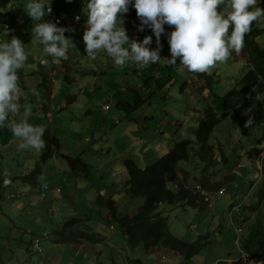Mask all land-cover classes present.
Returning a JSON list of instances; mask_svg holds the SVG:
<instances>
[{
  "label": "rangeland",
  "instance_id": "1",
  "mask_svg": "<svg viewBox=\"0 0 264 264\" xmlns=\"http://www.w3.org/2000/svg\"><path fill=\"white\" fill-rule=\"evenodd\" d=\"M61 1L69 2V0H43L45 5L51 4L58 10ZM260 1L262 0H257V3ZM28 2L29 0H0V41L12 38L13 34L8 36L5 29H1L7 24L10 30L18 32L14 35L25 44L28 59L33 53L39 52L50 60L43 50L30 49L35 22L24 10ZM83 2L86 0L69 2L73 3L75 8L71 16L77 14L81 18L80 22L87 17L82 7ZM219 10L223 11V6ZM135 12V8L130 7L129 12L123 17L124 27L130 39L142 42L146 37L145 31L138 30L139 24L135 20L133 27L130 26L131 20L137 17ZM130 14L134 15L128 17ZM15 16L21 17L22 20L14 21ZM85 22L84 20L82 23L78 22L77 26L80 27L74 29L75 33L66 36L74 45H70L64 58L54 63L58 68L57 77H53L52 72L47 76L49 82H56L54 91L57 100L63 101L64 96L72 97L71 103L63 110L59 108L58 113L53 114L51 121L45 117L39 123L47 128L50 123L58 122L57 128H53L54 124L51 127L52 136H56L59 140L67 157L83 158V161L89 165V177L93 182L90 187L91 195L96 191V187H99L102 196L105 191L111 190L112 193H117L121 190V184L127 178L123 165L126 160L135 161L141 168L147 167L165 157L179 142L193 141L194 131L211 101L208 91L200 92L206 80L211 83L214 93L225 94L247 73L250 63L243 50L239 54L233 52L227 63L212 69L211 75H205L208 76L207 79L204 76L200 78L201 74L188 72L182 66L170 68L168 63L162 66L163 68L150 70L138 68L131 63L123 68H117L113 60L105 54H100L95 59L89 58L82 37L78 33L75 38L73 37ZM259 22V27L264 29V19ZM23 35L29 41L28 46L27 40L24 42ZM162 39L168 43L167 37ZM155 42L156 37L154 44ZM259 42L264 45V34L259 37ZM165 52H170V46L166 50L163 49L160 54ZM49 65L50 63L47 66ZM60 68L63 70L61 71ZM63 71L67 73L69 80L73 81L72 84L64 80ZM158 80L163 87L158 88ZM258 93L259 90L256 88L248 97V108L256 106L258 96H262ZM144 101L146 103L139 107ZM136 102L137 107L134 106ZM122 104H132V109L127 112L121 107ZM103 105L109 108L108 112L102 111ZM32 115L37 118L29 123L38 125L36 121H40L39 113L32 112ZM220 117L221 122L213 132L209 143L213 148L211 161L205 162L198 158L194 152H198V147L194 145L190 160L179 165L189 188L199 189L204 193V185L207 183L208 195L207 193L204 195L210 208L200 211L189 207L161 205L159 209L167 219L173 236L190 244L203 239L198 243L201 247L204 246L198 256L188 259L185 255H177L163 249L146 251L142 247L130 246L128 240L116 227L109 228L105 222H102V216L106 213L101 212L97 205L94 207L88 204L85 198L84 202H82L83 198L79 200L83 203L81 215L90 216L91 227L97 235L103 237V242L99 246L84 247L77 252L72 246L54 242L50 245L55 249L50 251L44 245L46 241H43L42 252L36 253L32 248L34 236L28 235L25 240L19 236L18 228L22 229V225H27L23 215H18L17 211L11 210L9 206L11 203L19 202L17 193L14 192L13 194L16 195L12 197L10 192H4L0 196V211L2 210L4 214L0 220V264H130V261H139L142 264H223L239 260L241 252L236 245L235 229V226L240 227L239 216L234 215L237 222L235 225L231 220V212L233 207L243 205L246 197L250 207L258 202L257 194L264 182L262 158L250 159L248 152L257 146L256 139L261 136L263 129L255 128L244 134L232 114L223 113ZM6 136L14 150H4L5 146L0 143V170L7 168V171L23 174L28 173L29 168L35 170L38 167L48 173L50 178L51 173L60 175L57 171L67 170V167L61 170L62 165L57 160L58 156L52 155L53 157L47 162H43L42 151H18L19 141L9 130L4 129V134L0 133V139ZM6 152H9L8 156ZM179 177L184 179L182 174ZM29 179L30 177H27V180ZM75 179L79 183L84 180L80 177ZM51 188L60 190L62 180L59 185ZM80 192L79 188L77 194ZM86 193L81 192L82 197ZM34 195L35 193L32 192L27 199L38 201ZM96 196L97 193L95 199ZM51 197L52 194L49 193L46 202H49ZM114 200L121 215L133 214L143 203L141 198L132 199L125 193L114 196ZM64 204L65 207L58 206L60 214L67 211L66 205L70 202L66 200ZM252 209L253 207L249 208L250 211L244 214L247 215L245 217L247 229L264 215V205L259 211L252 212ZM7 216L15 220L18 228H13L14 222L8 220ZM52 228L53 226L50 225L49 229ZM246 228L245 236H247Z\"/></svg>",
  "mask_w": 264,
  "mask_h": 264
},
{
  "label": "clouds",
  "instance_id": "2",
  "mask_svg": "<svg viewBox=\"0 0 264 264\" xmlns=\"http://www.w3.org/2000/svg\"><path fill=\"white\" fill-rule=\"evenodd\" d=\"M85 3L84 11L87 15V22L86 30L83 33V42L87 56L95 59L98 55L105 54L113 60L117 68H123L129 63L138 68H147L157 64L162 60L160 55L163 50L161 36L166 35L171 58L163 59L169 66H175L179 60V64L191 73L211 75V70L227 63L233 52L239 54L242 51L245 37L250 34L253 23L264 19V8L257 6V0H86ZM221 6H223V11L219 10ZM46 7L48 13H51L53 8L51 5H45L43 0H29L24 10L35 22L32 28L31 43L42 45L43 53L51 57L52 62L55 63L64 58L70 45L74 44L65 35L69 29L58 27V22H41L44 21ZM130 7L135 8L137 17L141 21L138 30L143 32L147 27L154 33L157 44L155 50L150 48L153 42L152 36H146L142 42L130 39L123 19ZM54 11L56 12V10ZM75 19L78 22L81 18L77 16ZM165 25L174 28V30L166 33ZM5 33L8 34L6 26ZM25 48L23 41L16 36H12L7 41H0V130H9L19 141L18 151L41 152L48 147L47 141L44 139L47 128L45 125H34L28 122L27 118L32 115L30 105H23L21 112L23 90L20 86L19 72L27 66L28 54ZM40 63L47 66L49 61L41 59ZM33 93L37 94L35 90ZM103 112L105 111L103 110ZM17 116L23 118L17 122L13 119ZM253 122L249 115L244 127L250 128ZM8 176L9 173L5 171L3 179L5 187L12 182ZM207 192L208 190L205 189L204 193ZM122 193L128 195L125 191ZM204 193L202 195L207 202ZM247 199L248 197H246ZM246 200L243 205L233 207L231 212V220L235 225L237 222L234 215L239 216L240 227L235 226V229L236 245L240 239V246L237 245V247L241 252V258L223 264L237 262L264 264V261L252 260L243 249V241L246 238L245 228L247 227L245 218L247 215L244 216V209L248 206ZM100 207L102 208L103 205L101 204ZM116 208L118 211L117 203ZM104 212L106 216L102 222L107 223L108 214L105 210ZM134 213L128 214V216H133ZM85 217L90 218L88 215H79L72 216L68 220ZM90 223L92 224V220ZM239 230H242L240 235H238ZM246 230L248 229L246 228ZM98 237L103 238L101 235ZM44 239H49L47 234L33 241V252H42L41 242ZM37 240L39 241V250L35 251L34 243ZM89 246H82L79 250L72 247L78 252ZM155 250L162 249L155 248ZM163 250L181 255L171 249ZM242 253L248 257V263L242 260Z\"/></svg>",
  "mask_w": 264,
  "mask_h": 264
},
{
  "label": "trees",
  "instance_id": "3",
  "mask_svg": "<svg viewBox=\"0 0 264 264\" xmlns=\"http://www.w3.org/2000/svg\"><path fill=\"white\" fill-rule=\"evenodd\" d=\"M257 6L264 8V0L258 2ZM259 23V21L254 22L250 34L245 37L242 50L246 53L250 65L247 73L236 83L235 87L225 94L218 95L213 92L211 83L207 82L208 76H205L207 74H201L206 78L204 79L206 80L204 89L208 91L209 100L211 99V101L194 131V140L179 142L165 157L147 167L141 168L135 161L130 159L124 162L127 178L121 186L132 199L141 198L143 200L142 205L136 209L134 215H119L116 203L110 197L113 193L109 195L110 198L108 197V199L99 197L98 201L96 200V205L100 207L102 204V208L108 214L107 226L109 228L117 227L127 238L130 246L134 248L142 247L146 251L155 248L171 249L185 255L188 259H193L202 252L204 246L201 247L198 243L203 239L201 238L197 243L190 244L186 240L173 236L167 219L159 212V209L161 205L189 207L200 211L209 208L201 191L188 187L185 174L181 172L179 165L190 160L194 145L198 147V152L194 151L198 158L205 162L211 161L213 148L209 143L213 132L221 122L220 115L223 113L232 114L234 121L244 134L255 128L263 129L261 136L256 139L257 146L248 152V157L250 159L252 157L262 158V175L264 176V92H260L264 91V45L259 42V37L264 34V29L259 27ZM168 58L170 59L171 56L169 55ZM179 63V60H177V64L170 66V68L182 66ZM159 67L160 65L157 63L147 67V70ZM157 83L159 84L158 88L163 87L159 80ZM256 88L262 96H258L256 106L248 108V97ZM205 90L200 92H205ZM146 101L141 102L139 107ZM134 106L137 107L138 103L136 102ZM121 107L129 112L132 109V104H122ZM249 110L251 111L249 112ZM249 115L254 122L250 128H246L244 125ZM44 139L47 141L48 147L42 151L41 160L47 161L52 157L54 150L59 151L61 147L56 137L48 131H46ZM64 159L68 161L67 165L73 175L84 178L90 176V167L81 158L64 157ZM38 170L36 169L35 172ZM180 174L184 176V179L179 177ZM206 187L207 183L204 185L205 189ZM257 199L256 205L251 206L253 207L252 212L261 210L264 205V182L257 194ZM251 207L246 206L244 214L250 211L249 208ZM90 221L89 217L68 220L60 231L55 232L54 239L56 243L72 245L77 250L82 246L100 245L103 239L99 238L94 232ZM243 249L252 260L256 262L264 261V215L253 226L248 227L247 236L243 241ZM130 264L142 263L130 261ZM235 264L241 263L237 262Z\"/></svg>",
  "mask_w": 264,
  "mask_h": 264
},
{
  "label": "crops",
  "instance_id": "4",
  "mask_svg": "<svg viewBox=\"0 0 264 264\" xmlns=\"http://www.w3.org/2000/svg\"><path fill=\"white\" fill-rule=\"evenodd\" d=\"M59 7H60L59 10L57 8H54V7H52V8L55 9L56 12L58 11V13H63V15L67 19V25H65L64 28H67L69 30L65 33L66 36H69L70 34H74L75 30L73 31V29L79 28L80 26H77V25L79 23H82L83 20L87 22V17H85L86 19H83L82 22H80L81 21V19H80L79 23H77V24L73 23L74 18L77 15L76 14L74 17L71 16V13L72 12L74 13V11H75L73 3H69V2L64 3L63 1H61ZM134 14H136V12ZM134 14H130L128 17H130ZM13 19L16 22H20L22 20L21 17H19V16L18 17L15 16V17H13ZM133 20L137 21V23L140 26L141 21L138 19V17H135L134 19L131 20L130 26L133 27V25H132ZM86 22L84 23L85 25L82 26L81 30L76 32V35L73 36L74 38L77 36V33H78V35H80V37H82V39H83V33L86 30ZM5 26L7 27L8 33H10V34H7L8 36H11V34H13L12 36H15L14 34L18 33L16 31L10 30L9 29L10 26L7 24H4L3 27H1V29H5ZM139 26H137V27L139 28ZM173 30H174V28H170L167 25H165L166 33H170ZM21 31H23V30L21 29ZM144 31H145L146 36H152L153 42L150 45V48H153L155 50L157 48V44H156V42L154 44V39H155L154 33L152 32L151 29H149L147 27L145 28ZM20 36L22 37V35H20ZM162 37L164 39H166L167 36L166 35L161 36V43L164 46L163 49L166 50L168 48L169 44L165 43L163 41ZM23 39H24V42L27 40L25 35H23ZM28 42L29 41L27 40V46H28ZM30 49H35V51L36 50L37 51L43 50V46L38 44V43H32ZM25 51H26V48H25ZM162 54H160L162 60L158 62L160 67L167 64V61L164 60L163 58H168V56L170 55V52H165ZM77 56L80 57L79 55H77ZM41 59H47L49 61L50 65L45 66V65L41 64L39 62ZM35 64H38V65H35ZM109 64L110 63H108V66H109ZM133 66H136V65L133 64ZM62 68L65 69V67H62ZM63 69H61V71ZM57 71H58V68L52 62L51 57L49 60L48 58L44 57L42 55V53L37 52V53H33V55L27 60L26 68L20 70V72H19L20 86L23 90L22 97H21V112L23 111V105H25V104L30 105L32 108L34 107V109H32V112H34V113L37 112L40 115V116H38L40 121H36L38 123V125H42L39 122L44 120L45 117L51 121L53 118V114H57L59 108H60V110H63L65 107H67V105L69 103H71L72 97L66 98L64 96L63 101H61L60 99L57 100L56 92L54 91V89H56V85H55L56 82L55 81H53V82L48 81V77H47L48 74L52 72L53 77H57V75H58ZM65 71H68V70L65 69ZM69 75H70V73H69ZM64 80L67 81V83H69V84L73 83L72 80H69L68 75L65 72H64ZM33 90H35V93H37V94H34ZM127 90H131V88H127ZM202 90H205V89L203 88ZM61 104H63V105H61ZM104 106H106V105H103V107ZM103 107H102V111H103ZM22 118H23L22 116H17V117H14L13 119L18 122ZM36 118L37 117L30 115L27 119H28V122H31L33 119H36ZM50 124H51L50 126H47V131L51 135H53V133H51L52 125L54 124L53 125L54 129L57 128L59 125H58V122L50 123ZM0 133L4 134V130H0ZM54 137H56V136H54ZM7 139H8L7 136H6V138L2 137L0 139V143L5 146L4 150H6V149H9L10 151L14 150L12 143H9L11 141H8ZM58 143L60 145L59 140H58ZM62 149L63 148H61V150ZM61 150L58 151L55 149L53 156H58L57 160L62 165L60 167L61 170L64 167L65 168L67 167V170L63 169V171H57L56 169H53L54 171L59 172L60 175H56L54 173H51V175H52L51 178L49 177L48 173H45L44 171H42L37 166H36L37 167L36 169H39L38 171L35 172L36 169L33 170L34 168H29L28 173L26 172L27 174L26 173L21 174V172H19L18 174H15V172L7 171V168L0 170V196L2 194H4V192H10L11 193L10 195L12 197L14 195H16V194H13L14 192L17 193V197H18L19 202L18 203H11L9 206H10L11 210H16L18 215H20V216H21V214L23 215V219L25 220V223L27 222L26 223L27 225L24 224V225H22L23 228L19 229L15 220H13L7 216L8 220H10L11 222H14L13 228L14 229L18 228L19 233H20L19 236L22 237L23 240H25V237L28 235H33L34 240H35L36 238L41 237L44 234H47L49 239H44V240H42V242L46 241L44 243V245L47 246V249L48 250L50 249V251L55 249V248H51L52 245H50L53 242L56 243V240L54 239L55 232L60 231L62 224L66 220H68L70 217L79 216L83 212V211H81V206L83 205V203L79 202V200H81L83 198L82 202H84V200L86 199L88 204H91L92 206L95 207L96 206V200L98 201L99 197H102L103 199H105V198L108 199L109 195L112 193L111 190L105 191L104 194L101 196L99 193L100 192L99 187H96V191H94L93 195H91L92 189L90 187L93 184V182L91 181L90 177L84 178V177H80L77 175H73L71 173L70 168L67 165L68 161H66V159H64V157L66 156V152H64L62 150V152H63L62 153ZM56 151L59 153H57ZM6 154L8 156L9 152H6ZM12 154H14V153H12ZM60 158H62V160H60ZM69 158H71V157H69ZM81 159L83 161V158H81ZM43 162H45V161H43ZM5 171H7L9 173L8 178L12 181L11 184H9L6 187L3 185V179H4V172ZM34 173H36V174H34ZM33 174L37 175V176H34ZM31 176H32L31 179H29V180L26 179V177H31ZM76 177L83 178L84 180H81V182L79 183V182H77V179H75ZM61 180H62V188L60 190L51 188V187H55L56 185H59V182ZM83 184H85V186H83ZM79 188L81 189V192H83V191L87 192L84 195V197H82L81 192L79 194H77V191L79 190ZM124 191H125L124 189H121L117 193H113L112 194L113 196L111 195L110 197H112L114 199V196H117L118 194H121ZM32 192L35 193L34 197H37L36 199L38 201H35V200L29 201L27 199L28 196ZM49 193L52 194V197H51L49 202H46L47 195ZM96 193L98 194V196H96L97 198L95 199ZM66 200L68 202H70V204L66 205L67 211L63 214H60V211H59L60 209L58 206L62 205L63 207H65L64 202ZM99 208H100L101 212H104L103 208H101V207H99ZM3 215H4L3 211L1 210L0 211V220H2ZM105 216H106V214H103L102 218H104ZM99 224H100V222H99ZM50 225L53 226L52 229H49ZM11 236L12 235L10 234V237ZM42 242H41V248H42ZM68 246H71V245H68Z\"/></svg>",
  "mask_w": 264,
  "mask_h": 264
},
{
  "label": "built area",
  "instance_id": "5",
  "mask_svg": "<svg viewBox=\"0 0 264 264\" xmlns=\"http://www.w3.org/2000/svg\"><path fill=\"white\" fill-rule=\"evenodd\" d=\"M85 6H86V3L83 2V4H82L83 9H85ZM76 17H77V15L75 16V18ZM75 18H74V22L73 23L77 24L80 20L77 22ZM42 22H58L57 23V26L58 27H65V25H67V19L63 15V13L55 12L53 9H52V12L51 13H48L47 7L45 9L44 21H42ZM103 110L105 112H107L109 110V108L107 106H104L103 107ZM236 211H238V209H236ZM241 233H242V230H239L238 231V235H240ZM239 243H240V239H238V242H237V245L238 246H240ZM34 250L35 251H38L39 250V241L38 240L35 241V243H34ZM242 260L245 263H248V257L244 253H242Z\"/></svg>",
  "mask_w": 264,
  "mask_h": 264
}]
</instances>
